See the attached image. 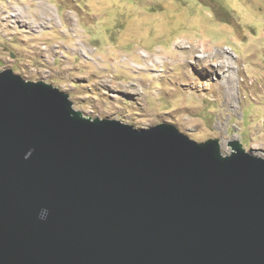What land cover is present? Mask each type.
Instances as JSON below:
<instances>
[{
	"label": "water",
	"instance_id": "1",
	"mask_svg": "<svg viewBox=\"0 0 264 264\" xmlns=\"http://www.w3.org/2000/svg\"><path fill=\"white\" fill-rule=\"evenodd\" d=\"M229 146L0 71V264H264V158Z\"/></svg>",
	"mask_w": 264,
	"mask_h": 264
},
{
	"label": "rangeland",
	"instance_id": "2",
	"mask_svg": "<svg viewBox=\"0 0 264 264\" xmlns=\"http://www.w3.org/2000/svg\"><path fill=\"white\" fill-rule=\"evenodd\" d=\"M5 69L87 118L264 158V0H0Z\"/></svg>",
	"mask_w": 264,
	"mask_h": 264
},
{
	"label": "bare ground",
	"instance_id": "3",
	"mask_svg": "<svg viewBox=\"0 0 264 264\" xmlns=\"http://www.w3.org/2000/svg\"><path fill=\"white\" fill-rule=\"evenodd\" d=\"M212 53L211 54H209L207 57H201L200 55H198V60H197V62L196 63H198L199 65H201V64H206L207 62H209L210 60H211V57H212ZM219 56L220 55H217V59H219ZM230 63V62H229ZM216 64H218L220 67H226V66H223V62H220V61H217V63ZM231 65H234V63L233 62H231ZM231 85H229V87H230Z\"/></svg>",
	"mask_w": 264,
	"mask_h": 264
}]
</instances>
